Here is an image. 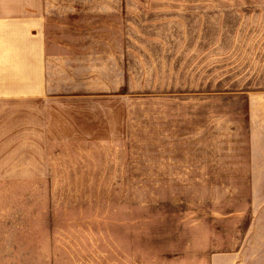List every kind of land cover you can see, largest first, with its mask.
Returning <instances> with one entry per match:
<instances>
[{
  "label": "rangeland",
  "instance_id": "obj_1",
  "mask_svg": "<svg viewBox=\"0 0 264 264\" xmlns=\"http://www.w3.org/2000/svg\"><path fill=\"white\" fill-rule=\"evenodd\" d=\"M40 3L48 139L0 151V264H264V0Z\"/></svg>",
  "mask_w": 264,
  "mask_h": 264
},
{
  "label": "crops",
  "instance_id": "obj_2",
  "mask_svg": "<svg viewBox=\"0 0 264 264\" xmlns=\"http://www.w3.org/2000/svg\"><path fill=\"white\" fill-rule=\"evenodd\" d=\"M45 11L40 0L0 3V151H45Z\"/></svg>",
  "mask_w": 264,
  "mask_h": 264
}]
</instances>
